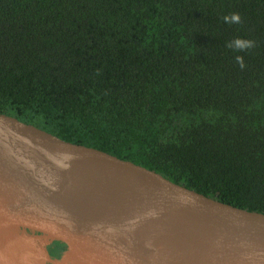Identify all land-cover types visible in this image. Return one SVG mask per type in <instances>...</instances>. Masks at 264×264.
<instances>
[{
	"label": "trees",
	"instance_id": "1",
	"mask_svg": "<svg viewBox=\"0 0 264 264\" xmlns=\"http://www.w3.org/2000/svg\"><path fill=\"white\" fill-rule=\"evenodd\" d=\"M0 113L264 213V0H0Z\"/></svg>",
	"mask_w": 264,
	"mask_h": 264
},
{
	"label": "water",
	"instance_id": "2",
	"mask_svg": "<svg viewBox=\"0 0 264 264\" xmlns=\"http://www.w3.org/2000/svg\"><path fill=\"white\" fill-rule=\"evenodd\" d=\"M67 154L93 176L74 212L46 189L50 169ZM129 190L139 198L135 211L118 220L111 211ZM0 235L15 248L7 252L10 264H264V213L3 113Z\"/></svg>",
	"mask_w": 264,
	"mask_h": 264
},
{
	"label": "bare ground",
	"instance_id": "3",
	"mask_svg": "<svg viewBox=\"0 0 264 264\" xmlns=\"http://www.w3.org/2000/svg\"><path fill=\"white\" fill-rule=\"evenodd\" d=\"M73 177H75L74 181L76 184L74 186H70L68 184V179H73ZM92 179L93 176L84 164H82L80 159L74 154H67L62 163L50 169L46 181V189L58 205L69 212H74L78 209L87 194L92 184ZM138 199V195L129 190L113 207L111 211L112 216L118 220L126 218L133 211H135V205ZM6 240L7 239L5 237L0 235V245H2L5 249L6 247L7 249L12 248L13 246L8 244ZM13 242L14 241L11 243L13 244ZM245 259L252 261V257L250 255L245 256ZM19 262L20 261H18V263Z\"/></svg>",
	"mask_w": 264,
	"mask_h": 264
},
{
	"label": "clouds",
	"instance_id": "4",
	"mask_svg": "<svg viewBox=\"0 0 264 264\" xmlns=\"http://www.w3.org/2000/svg\"><path fill=\"white\" fill-rule=\"evenodd\" d=\"M224 20H225L226 23L238 22L239 21V16L237 14H233L231 16V18L225 17ZM252 46H253V43L251 41L245 42L243 44L241 42H239V41H233V42H230L227 45V47H229V48H235V49H238V50H242L245 47L250 48ZM237 60H238V62H240V66L243 67V63H242V61H240L239 57L237 58Z\"/></svg>",
	"mask_w": 264,
	"mask_h": 264
},
{
	"label": "rangeland",
	"instance_id": "5",
	"mask_svg": "<svg viewBox=\"0 0 264 264\" xmlns=\"http://www.w3.org/2000/svg\"><path fill=\"white\" fill-rule=\"evenodd\" d=\"M5 248L3 247V246H1L0 247V256H1V258H3V259H1L0 258V261H1V264H3V262H4V264H7V263H10V262H7V256H8V254H7V252H8V249L6 248L5 250H4ZM10 249V251L12 250L13 251V249H15L14 247H12V248H9ZM7 251V252H6ZM3 254V255H2ZM14 255V254H13ZM15 256H17V254H15ZM5 260V261H4ZM20 263V262H19Z\"/></svg>",
	"mask_w": 264,
	"mask_h": 264
}]
</instances>
